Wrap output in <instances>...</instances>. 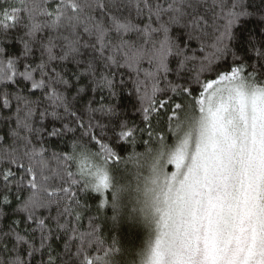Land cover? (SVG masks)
<instances>
[{"label": "snow or ice", "instance_id": "snow-or-ice-1", "mask_svg": "<svg viewBox=\"0 0 264 264\" xmlns=\"http://www.w3.org/2000/svg\"><path fill=\"white\" fill-rule=\"evenodd\" d=\"M0 264H264V0H0Z\"/></svg>", "mask_w": 264, "mask_h": 264}, {"label": "trees", "instance_id": "trees-1", "mask_svg": "<svg viewBox=\"0 0 264 264\" xmlns=\"http://www.w3.org/2000/svg\"><path fill=\"white\" fill-rule=\"evenodd\" d=\"M195 47V45H194ZM64 146L61 145V148ZM138 151H143V148H138ZM121 170H124V165H121ZM134 171V168L131 164L128 165V171L126 173V176L130 177L131 173ZM107 196L110 199L111 193H108ZM96 213L93 212L92 215H95ZM112 211L111 208L108 207L103 210V213L101 215V220L104 219V217H111ZM85 227L87 226V218H85L84 221ZM111 227L110 223L106 225V231ZM146 231L141 227H130L127 223L119 225V227L116 229V232L114 235H117L119 240L126 246V247H138L141 241L143 240V237H145Z\"/></svg>", "mask_w": 264, "mask_h": 264}, {"label": "rangeland", "instance_id": "rangeland-1", "mask_svg": "<svg viewBox=\"0 0 264 264\" xmlns=\"http://www.w3.org/2000/svg\"><path fill=\"white\" fill-rule=\"evenodd\" d=\"M169 171H172L173 169H172V167L171 166H169V169H168ZM145 234V233H144ZM147 240V234H145V237H143V240L141 241V243L139 244V246H141L145 241ZM138 246V247H139ZM137 247V248H138Z\"/></svg>", "mask_w": 264, "mask_h": 264}]
</instances>
